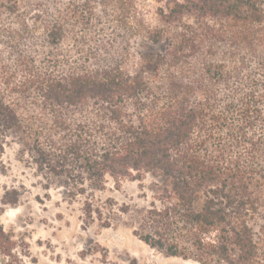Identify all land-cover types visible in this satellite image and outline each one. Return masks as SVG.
I'll return each mask as SVG.
<instances>
[{
  "label": "trees",
  "instance_id": "1",
  "mask_svg": "<svg viewBox=\"0 0 264 264\" xmlns=\"http://www.w3.org/2000/svg\"><path fill=\"white\" fill-rule=\"evenodd\" d=\"M152 1L153 21L139 0H0V155L15 138L72 197L148 177L152 202L118 209L140 242L264 264V0ZM27 256L0 227V264Z\"/></svg>",
  "mask_w": 264,
  "mask_h": 264
},
{
  "label": "rangeland",
  "instance_id": "2",
  "mask_svg": "<svg viewBox=\"0 0 264 264\" xmlns=\"http://www.w3.org/2000/svg\"><path fill=\"white\" fill-rule=\"evenodd\" d=\"M139 1L153 21L156 5ZM145 47L136 46L141 53L147 52ZM150 184L147 177L142 190L140 183L129 181L116 189L107 179L103 192L72 197L59 180L36 175L21 144L9 138L0 155V227L27 245L25 264H195L150 249L132 234L128 217L118 211L147 207L152 202ZM86 201L102 207L100 220L86 219Z\"/></svg>",
  "mask_w": 264,
  "mask_h": 264
}]
</instances>
